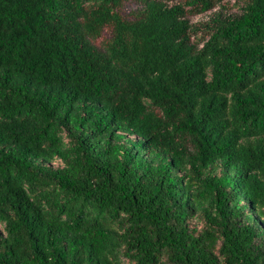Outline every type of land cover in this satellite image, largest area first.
Returning <instances> with one entry per match:
<instances>
[{
  "label": "trees",
  "instance_id": "obj_1",
  "mask_svg": "<svg viewBox=\"0 0 264 264\" xmlns=\"http://www.w3.org/2000/svg\"><path fill=\"white\" fill-rule=\"evenodd\" d=\"M0 264H264V0H0Z\"/></svg>",
  "mask_w": 264,
  "mask_h": 264
},
{
  "label": "rangeland",
  "instance_id": "obj_2",
  "mask_svg": "<svg viewBox=\"0 0 264 264\" xmlns=\"http://www.w3.org/2000/svg\"><path fill=\"white\" fill-rule=\"evenodd\" d=\"M138 3L136 2H127L124 4L123 6V10L125 11H133L138 7ZM190 223L192 226H196L198 229H200L203 225V221L201 219L198 218H194L190 220Z\"/></svg>",
  "mask_w": 264,
  "mask_h": 264
}]
</instances>
